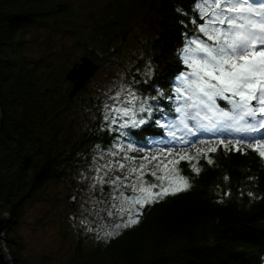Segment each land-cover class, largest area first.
<instances>
[{
    "label": "trees",
    "instance_id": "1",
    "mask_svg": "<svg viewBox=\"0 0 264 264\" xmlns=\"http://www.w3.org/2000/svg\"><path fill=\"white\" fill-rule=\"evenodd\" d=\"M193 8L194 0H0V217L9 215L5 248L13 264H26L16 233L26 205L60 184L71 183L75 192L71 185L90 168L92 153L115 148V134L102 129L105 97L93 80L69 98L66 74L80 59L64 70L65 48L29 58L22 53L26 35L45 29L49 41L55 33L69 36L81 57L99 65L96 73L120 63L126 85L142 81L151 64L150 84L140 83L138 90L156 95V87L167 92L183 70L178 50L186 32L195 34ZM171 103L165 99L161 107ZM131 131L135 147L144 149L129 153L137 167L139 157L167 156V146L173 154L196 157L200 173L181 161V174L192 187L148 206L138 225L110 240L76 228L67 264H264V159L247 144L239 146L242 151L225 150L220 139L232 149L235 134L219 129L216 135L198 134L188 146L154 123L138 134ZM200 139L205 146H197ZM145 179L152 181L150 175ZM104 190L113 192L109 185Z\"/></svg>",
    "mask_w": 264,
    "mask_h": 264
},
{
    "label": "snow or ice",
    "instance_id": "2",
    "mask_svg": "<svg viewBox=\"0 0 264 264\" xmlns=\"http://www.w3.org/2000/svg\"><path fill=\"white\" fill-rule=\"evenodd\" d=\"M193 14L190 23L196 25L195 34L185 33L186 41L178 50L183 70L174 76L169 90L156 87V95L147 96L138 90L140 83L150 84L149 78L154 75L149 64L142 81L133 79L127 86L118 87L115 95L107 97L111 103L104 104L100 115L107 128L102 125V129L115 134L116 151L108 154L115 157L123 153V159L97 167L92 177L90 188L108 183L113 193H118L103 210L112 221L103 236L99 235V228L87 229L96 231L100 239L120 235L141 222L143 210L148 206L188 191L192 184L189 177L181 174V161L187 160L192 171L200 173L196 157L173 154V149L165 146L167 156L139 157L138 167H128L127 174L105 180L113 166L123 173L125 161L137 160L129 153L144 151L135 147L131 130H137L138 134L154 123L167 128L173 141L188 146L198 134L216 135L219 129L235 134L232 149L220 139L225 150L242 151L239 146L247 144L264 159V0H194ZM165 99L172 102L171 107H161ZM221 101L225 102L224 107ZM172 113L176 115L167 120ZM122 141H128L127 151ZM207 163L211 165L213 161L208 159ZM149 175L152 181L145 179ZM248 195L251 197L253 193ZM98 219L103 221L105 217Z\"/></svg>",
    "mask_w": 264,
    "mask_h": 264
},
{
    "label": "rangeland",
    "instance_id": "3",
    "mask_svg": "<svg viewBox=\"0 0 264 264\" xmlns=\"http://www.w3.org/2000/svg\"><path fill=\"white\" fill-rule=\"evenodd\" d=\"M76 46L74 40L69 36L55 33L52 40L49 41L45 29L32 30L23 41L22 53L29 58L38 59L41 55L48 56L53 48L54 52H60L62 48H65L67 49L64 54L65 60L60 63L64 70H68V66H71L69 61H78L82 55L81 49ZM128 48L136 52L140 49L139 46H131L130 44ZM124 75L125 70L117 62L113 69L109 65L103 72L96 73L92 78L93 84L96 85L99 93H102L105 97L103 99V109L105 103H111L107 99L108 96L115 95V90L118 87L127 86L124 83ZM66 81L70 83L69 80L66 79ZM70 86H72L71 83ZM85 117L89 119L91 116L86 115ZM204 143L205 140L200 139L197 146H202ZM124 146L125 151H127V146ZM112 151H116V148L111 150L105 148L101 152L99 150L92 153L90 168L79 172L75 182L71 185L73 189L75 188V192L70 189L71 183L68 185L60 184L48 188L42 201L26 205L24 217L16 229L17 235L20 237L23 246H25L22 255L26 264H67L72 256L73 246H75L74 231L79 226L85 230L86 234L88 233L94 238L98 237L97 232H89L87 229L99 228V235L103 236L104 231L112 223L103 210L109 207L112 196L117 193L104 190V187L109 185L108 183L97 185L95 189L90 188V185L93 183L92 177L96 175L97 167L112 160L119 161L123 159V153L115 157L110 156L108 153ZM125 164L127 167L123 173L118 167L113 166L105 180H111L116 175L127 174L126 169L133 166L137 167L138 162L128 160L125 161ZM83 176H87V179H83ZM76 192L78 193L76 194ZM72 197L76 199L73 200ZM69 198L72 199V203L68 202L70 201ZM5 216L9 220V215L5 214ZM98 217H105V219L100 221ZM1 243L4 247L6 246L4 232ZM8 258L10 264H13L11 258Z\"/></svg>",
    "mask_w": 264,
    "mask_h": 264
},
{
    "label": "water",
    "instance_id": "4",
    "mask_svg": "<svg viewBox=\"0 0 264 264\" xmlns=\"http://www.w3.org/2000/svg\"><path fill=\"white\" fill-rule=\"evenodd\" d=\"M99 65L89 57L83 56L80 60L72 66L67 72L66 78L72 84V89L69 98L73 99L78 94L82 87H84L96 74ZM1 126V114H0ZM71 201L72 199L69 198ZM8 218L4 215L0 218V264H10V260L4 251L1 241L3 240V232L8 225Z\"/></svg>",
    "mask_w": 264,
    "mask_h": 264
},
{
    "label": "built area",
    "instance_id": "5",
    "mask_svg": "<svg viewBox=\"0 0 264 264\" xmlns=\"http://www.w3.org/2000/svg\"><path fill=\"white\" fill-rule=\"evenodd\" d=\"M2 247H3L4 251L6 252L7 256L9 257L8 252L6 251V248L4 246H2Z\"/></svg>",
    "mask_w": 264,
    "mask_h": 264
},
{
    "label": "bare ground",
    "instance_id": "6",
    "mask_svg": "<svg viewBox=\"0 0 264 264\" xmlns=\"http://www.w3.org/2000/svg\"><path fill=\"white\" fill-rule=\"evenodd\" d=\"M2 244V243H1ZM2 246H4L3 244H2Z\"/></svg>",
    "mask_w": 264,
    "mask_h": 264
}]
</instances>
